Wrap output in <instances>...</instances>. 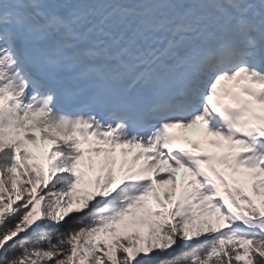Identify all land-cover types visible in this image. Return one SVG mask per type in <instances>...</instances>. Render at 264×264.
<instances>
[{
    "label": "snow or ice",
    "instance_id": "1",
    "mask_svg": "<svg viewBox=\"0 0 264 264\" xmlns=\"http://www.w3.org/2000/svg\"><path fill=\"white\" fill-rule=\"evenodd\" d=\"M0 264H264V0H0Z\"/></svg>",
    "mask_w": 264,
    "mask_h": 264
}]
</instances>
